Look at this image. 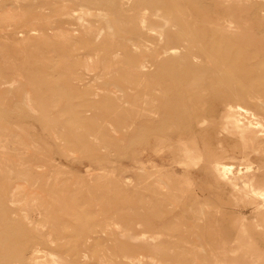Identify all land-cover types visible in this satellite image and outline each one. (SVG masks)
<instances>
[{
	"label": "rangeland",
	"instance_id": "rangeland-1",
	"mask_svg": "<svg viewBox=\"0 0 264 264\" xmlns=\"http://www.w3.org/2000/svg\"><path fill=\"white\" fill-rule=\"evenodd\" d=\"M263 129L264 0H0V264H264Z\"/></svg>",
	"mask_w": 264,
	"mask_h": 264
},
{
	"label": "bare ground",
	"instance_id": "bare-ground-1",
	"mask_svg": "<svg viewBox=\"0 0 264 264\" xmlns=\"http://www.w3.org/2000/svg\"><path fill=\"white\" fill-rule=\"evenodd\" d=\"M84 11V10H83ZM91 12V11H90ZM102 14V13H101ZM101 16V15H100ZM144 20V19H143ZM108 29V28H107ZM103 31V30H102ZM101 32V31H100ZM99 33V32H98ZM81 37V36H80ZM85 42V41H84ZM89 43V42H88ZM108 43V42H107ZM147 44V43H146ZM144 45V44H143ZM145 46V45H144ZM122 51V50H121ZM123 52V51H122ZM141 54V53H140ZM141 58V57H140ZM131 61V60H130ZM89 64V63H88ZM126 65V64H125ZM147 68V67H146ZM90 69V68H89ZM88 70V69H87ZM138 72V71H137ZM255 77V76H254ZM245 91V90H244ZM245 110V109H244ZM230 121V120H229ZM253 124V123H252ZM250 128V127H249ZM264 130V129H263ZM197 158L199 159V157L198 156H195V158H193L194 160H192V162H195L196 160H197ZM240 234V233H239ZM244 234V233H243ZM244 236H246V235H244ZM249 240H250V238H248ZM237 240V239H236ZM239 241H241V240H239ZM237 242V241H236ZM242 242V241H241ZM250 242V245H252V243H251V241H249ZM238 244H241V243H238ZM237 244V245H238ZM243 244V243H242ZM247 246H248V244H246ZM245 246V245H244ZM254 246V245H253ZM252 246V247H253ZM241 247V246H240ZM240 247H238L237 249H240ZM243 247V246H242ZM246 247V246H245ZM249 247L250 246H248V249H249ZM39 248H41V247H39ZM247 248V247H246ZM45 249V248H44ZM43 249L41 248V250L40 249H37V250H34L35 251V253H34V256H33V258L32 259H30L31 261H30V264H42L43 262H45L46 260V258L44 257V252L42 251ZM47 250V249H46ZM234 250H236V249H234ZM243 250H245L244 248H243ZM249 251H250V249H249ZM257 251V250H256ZM255 251V252H256ZM227 252V251H226ZM231 252V251H230ZM230 252H229V254H230ZM237 252V251H236ZM235 252V253H236ZM242 252V251H241ZM245 252V254H246V252H247V250H245L244 251ZM253 252H254V250H253ZM223 253H225V252H223ZM232 253H233V255L235 254L233 251L231 252V255H232ZM240 253V252H239ZM238 253V254H239ZM243 253V252H242ZM252 253V252H251ZM250 253V254H251ZM46 254V253H45ZM52 254V253H51ZM258 254V253H257ZM50 255V254H49ZM48 255V252H47V256H49ZM219 255V254H218ZM221 255H223L224 256V254H221ZM228 255V254H227ZM247 255V254H246ZM245 255V256H246ZM253 255H254V253H253ZM46 256V255H45ZM235 256V255H234ZM233 256V257H234ZM243 256V255H242ZM244 256V259L245 258H247V257H245ZM50 257V256H49ZM217 257V256H216ZM225 257V256H224ZM227 257V256H226ZM225 257V258H226ZM238 257V256H237ZM236 257V258H237ZM255 257V256H254ZM257 257V256H256ZM217 258H219V256L217 257ZM224 258V259H225ZM263 258V257H262ZM222 259V258H221ZM227 259V258H226ZM233 259V258H232ZM249 259V258H248ZM220 260V259H219ZM234 260V259H233ZM251 259H249L248 261H250ZM259 260V259H258ZM217 261V260H216ZM221 261V260H220ZM219 261V262H220ZM226 261V260H225ZM256 262H257V260H255ZM261 261V260H260ZM28 262V261H27ZM54 262V261H53ZM234 262H236V261H234ZM56 263V262H55ZM222 262H220V264H221ZM225 263V262H224ZM224 263H222V264H224ZM233 263V262H232ZM238 263H239V261H238ZM237 263V264H238ZM252 263V262H251ZM260 263V262H259ZM47 264V263H46ZM218 264V263H217ZM225 264H227V263H225ZM240 264V263H239ZM247 264V263H246Z\"/></svg>",
	"mask_w": 264,
	"mask_h": 264
}]
</instances>
